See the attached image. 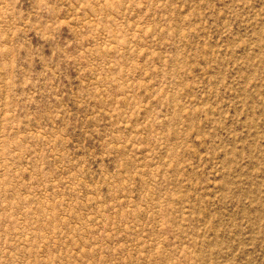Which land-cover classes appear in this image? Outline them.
I'll list each match as a JSON object with an SVG mask.
<instances>
[{
    "label": "rangeland",
    "instance_id": "obj_1",
    "mask_svg": "<svg viewBox=\"0 0 264 264\" xmlns=\"http://www.w3.org/2000/svg\"><path fill=\"white\" fill-rule=\"evenodd\" d=\"M0 264H264V0H0Z\"/></svg>",
    "mask_w": 264,
    "mask_h": 264
}]
</instances>
